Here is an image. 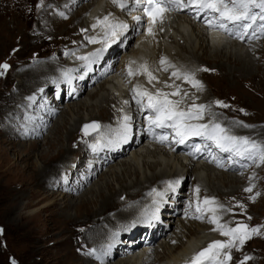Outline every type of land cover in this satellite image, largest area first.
I'll return each instance as SVG.
<instances>
[{"label":"bare ground","instance_id":"obj_1","mask_svg":"<svg viewBox=\"0 0 264 264\" xmlns=\"http://www.w3.org/2000/svg\"><path fill=\"white\" fill-rule=\"evenodd\" d=\"M70 1V5H67L68 7L66 8L65 4ZM85 1L86 0H63V5L60 8L56 6L52 9V14L56 20H61L62 22H65V20L68 21L70 19L69 14L74 11V8L83 5ZM137 1L138 0L130 1L127 4L128 0H124L127 6L124 10L126 13H124L118 10L119 6L114 4L113 0H92L90 5H85L83 7V9H86L87 13L84 16V27L79 28L80 30L82 29V35H80L79 29H77L76 32L79 33L72 36V40L77 42V44L75 46L66 47L67 54L60 55L59 57L61 60L44 64L38 69V66H35L37 70H30L33 73L19 74L21 76L19 81H17L16 92L5 94L4 91H0V99L6 96L9 100H6V102H3L0 106V109L3 107L8 111L0 117V125L1 122L5 126L7 123H12V125L9 126L8 124L7 127H5V132H2V134L6 133L9 135L14 129L16 132L18 131L17 133L20 137L22 136L25 138L31 136L32 139L38 140L39 135L47 130L50 126V122L54 120L55 116L51 115L48 117L46 114L48 109H45V112H42L41 109L42 116L39 117H31L30 113H25L24 109L36 111L39 105H37V100H42V98L47 99L45 98L47 97L45 94H49L50 92V90H47L44 93H40L35 99L32 92L29 93L28 87L32 85L34 88L36 86V90L41 88L43 86L41 85L42 82L39 84L38 80H40V78L45 79L48 75V71H55L58 67L56 64L60 66H62L61 64L65 65L66 62H64V59H67L70 68L63 69V72L57 78H52L49 81L55 84L54 89H57V92L54 93V95L58 94L57 96L61 97L60 103L76 101L81 96L82 92L91 85H95V83L99 84L103 79H106V82L103 81L104 83L102 86H95L96 88L94 87L95 89L88 94V98L91 100L97 98V106L91 105L88 98L78 104L73 103V105H70L69 103L66 108L68 111L67 114L70 116L72 114L73 116L66 119L65 114L57 120L54 124V129L50 131L49 136L44 142L34 141L32 143L35 144L31 145L30 143L27 149H23L21 152L17 150V160H20L24 155L28 158L25 160V169L26 171H30L28 175L29 181L25 179L26 181H23V187L30 184L31 186L34 185L36 188L40 187L41 190L34 188L28 198H22V196H20L16 200H13L8 207L15 212L20 210L18 218L21 222L25 220L32 222L36 220L37 217L39 218V214L47 212L49 208L58 207L55 213L60 216L58 220L63 222L62 225L67 232L70 230L69 226L73 225V223H76L78 220H88L90 218L86 221L88 229L83 235V239L89 241L94 238V243L90 246L86 244L82 245V251H86L83 253V256L85 255L88 259L99 257V259H97L98 261L100 260L102 264H111L112 262L109 263V261L118 255L123 256L122 253H125L124 256H129V258L121 260L120 262L118 261V263L115 262L116 264H189L197 253L208 248L214 241L222 242L226 240L215 230L216 226L214 224L211 223V226H207L206 222L210 223V219L213 215L223 219L219 222L220 224L226 223V225H229L232 221V217L227 218L230 213L229 211L236 210L237 212H242L241 207L236 206V203H242V205H244V202L241 201L247 200V202H245V206H247V203L252 204L256 202L254 201L255 198L253 199V195L258 194L256 192L257 183L255 178H261L260 173H251L254 169H251V167L249 172H244L243 175L239 174V171L247 169V167H249L248 165L253 166L255 162L236 155L235 151L224 153L221 159H226L225 164L216 166L215 162L214 164L211 163V160L208 158L194 160L193 157H185V154L182 152L177 153L175 151H169L162 145L152 143L146 144L147 146L141 148L140 139L143 138L145 122L135 113L137 111L135 110V105L141 104L137 102L140 98L136 95V92L147 90L148 92L155 93H171V88L174 87V91L177 89L180 94V96L174 98L182 100L185 106L181 104L179 107L184 108V111H189L193 104L197 106H207L203 114V119L195 120V124L216 121L223 128L227 129L229 133L240 138L247 137L250 141H257L259 143L260 140H255L253 136L257 133H264V130H250L246 128L248 126L244 127L243 125L240 127L241 130H238L237 128H239V126H236L235 123L238 125L239 123L233 122L232 120L234 116H236V119L241 118L242 115L240 114V109H238L241 105L237 108L235 104L229 101L227 102L220 98H210V96L202 99L199 95L201 94L200 92H202L201 89L198 90L196 87H193L191 83L183 79V75L190 73L196 81H199V79L200 81L201 79L204 81L205 77H203L202 74L205 69H207V66L203 63V57H200L198 54V51H202L204 56L211 58L212 62L216 64L212 67L213 69L219 67L222 70H226L229 74L228 76L236 74H240L243 78H252L255 76V71H258L259 67H254L255 61L252 58V54H261L262 51H259L257 45L262 46L263 42L260 41L264 38V32H261L260 29L257 30L258 27L255 25L261 24L262 21L257 19L256 24H253L249 28L245 27L243 24H236L235 27L237 30L241 31L239 35L231 31L233 28H229L228 35L235 39L232 40L230 37L222 34L219 29H206L203 27L201 22L204 21L207 13L199 15V19L193 22L192 15L198 12L190 13L187 9L179 11L184 15L181 16V14H177L179 16L172 19L171 22H173L174 25L171 24L174 27L170 24L166 26L158 24L154 30V35H145L144 31L141 30L136 43L134 46L131 45L132 49L130 54L128 51V55L127 52L123 55V60L120 62V69H117V72L113 73V67L110 69L106 65L115 61L125 49L127 50V47L122 46L129 44L138 31L142 29L141 22L134 20L139 17V11L135 5ZM139 1L143 2L144 0ZM61 13H63V17H66L65 19L60 18ZM128 13H130V18H128ZM132 13H135L136 16ZM214 17L218 18V15L216 14ZM105 18H107V23H103ZM0 19H4V17ZM65 24L66 23L61 24L63 26L61 31L62 33L67 32L66 35L68 36ZM117 25H126V27H115ZM114 27L115 32L120 31L118 34L116 32L118 37L119 35L120 37L117 39H110L114 37L112 35ZM5 28V26L1 28L2 31L5 30ZM1 29L0 35L2 33ZM160 30L166 32L164 36H162ZM250 30H254L255 32V35H252L253 37H250ZM175 33L178 35L180 34L182 37L177 40L173 39ZM83 36H85V38H83ZM23 38L25 39V35ZM176 38H178V36ZM93 40L96 42H91ZM99 40H101V42H99ZM107 40L109 41L107 42ZM164 40H167V42L172 41V45L170 44V46L167 42L159 44L160 41L164 42ZM181 40H183V44L180 46ZM106 42L108 43L107 46H105ZM197 42H199V44L195 46ZM249 42H253L251 46L247 44ZM158 45H160L159 49ZM100 55H103L105 59L102 64L98 65ZM82 57L84 59H82ZM161 60H165L166 63L161 64ZM83 61H85L83 63L84 65H81L80 63ZM12 66H14V64H12ZM144 66H146L147 71L151 72L156 78L152 80L151 83H149L147 72L144 71ZM92 67H94V71H92ZM196 67L199 69L197 70ZM2 68L3 67H1V69ZM101 68L106 69L101 71ZM165 68H167L166 71ZM130 70L132 75H129ZM174 71L180 73L181 78L172 76ZM69 75H72L76 80L80 79L81 82H84L74 83L73 88L77 89L78 95L75 94L74 96L73 94L72 97L69 94L70 84L67 80V76ZM11 79H13L12 76L8 75L7 81L9 82ZM63 81L64 83L62 84ZM227 82L230 83V80H227ZM186 83H188V86ZM25 97L30 101L32 99L33 101L35 100L34 103L30 104L29 101L24 102L22 99ZM133 97L135 101H133ZM217 101L222 102L224 105H227V107L219 106L216 103ZM103 105H106V108H103ZM21 106L22 109L17 110ZM75 108L77 109L76 113ZM80 110H83L86 115L80 114ZM220 110H225L224 115L219 113ZM232 115L234 116L231 117ZM21 117H23V120L27 119L30 123L28 128L26 126L23 127V131L17 130L18 124H15L17 122L16 119ZM97 121L102 125L100 132L94 134L93 137L91 136L92 138L81 136L80 129L85 123ZM42 122H44L43 125ZM67 125L70 127L69 129H67ZM36 126H38V128H36ZM125 126L128 128L127 132H125ZM76 127L78 129L75 133L79 132L76 136V140L79 136V138H81L78 142L80 149L77 156L78 161L71 166L64 167L61 171L58 168L59 164H62L60 163V159L75 154L70 147V142L72 141V135L75 134L73 128ZM115 127L118 128V132L114 130ZM63 129L67 130L66 136L63 134ZM98 130L99 127L93 130V132L95 133ZM118 133H120V135ZM13 136L18 138V135L13 134ZM10 143L11 145L14 144V142ZM120 146L124 147L122 152L114 153ZM36 148L40 150L39 155L37 154L40 166H31L28 161L32 159V153L37 150ZM86 150L87 152H85ZM92 151L99 152L96 156L97 159L93 160V158L92 160L94 162L92 161L85 167L86 160H84V158ZM130 153V157H124L129 156ZM123 157L125 159H122L121 162L118 160L119 164H115L110 168L107 167L109 169L106 171L104 170L109 163L113 165L117 158L121 160ZM8 162L9 158L7 156L3 157V154H0V177L5 175L2 172L10 170L11 168H17V165H12L13 167L9 166ZM78 165H84L85 172L80 173L79 170L81 171V169H79ZM98 167H100L99 170ZM4 168L6 169L4 170ZM62 172H64V177L62 178L64 187H61V189L70 193L72 192L73 194L68 195L69 193H65L63 197L59 199L56 197V192L50 190L49 192H44L42 187L47 185L46 182L48 180L51 181L52 179L54 180H52L51 187L52 189L56 187L54 183ZM99 174H102V179L93 185L91 189L86 190L87 192H85L83 196L76 198L77 192L85 190L84 187L93 181ZM255 174H257V177H255ZM74 175L82 176L85 182L81 183V181L78 180V184L75 183L78 187H71L70 183L64 184L65 181L67 182L65 178H69V176L73 177ZM191 176L196 177L195 181H193V186L195 187L197 185V188L201 187L205 192L195 195H192L193 192H191V194L185 196L183 189L189 184L188 179ZM123 178H127L126 181H123ZM69 180L72 182L73 178ZM95 181L96 180H94V183ZM249 187L252 188V191H245V189ZM75 189H77L76 192L74 191ZM226 189H229V191L225 192ZM238 190H241L239 191L240 193L233 196ZM152 191H154V194H152L156 195V198L152 196L154 202L151 201L152 203L146 205L148 206L147 208L142 209L139 214L141 217L138 216L140 218H138L139 220L137 219V222L131 221L132 223H128L127 220H130L127 219L128 216L132 214L134 210L136 211V207L134 206H139L143 203V199ZM90 194L91 196H89ZM185 197L189 200L188 203L194 204L191 220L201 219L206 225L192 221L190 224V222L187 221L190 219L180 220L178 214H175ZM205 198L214 200V203L208 205L203 204L202 202H204L203 199ZM22 199L25 201L28 200L27 203L20 205L19 201ZM125 201L128 202L126 203ZM195 201H197V203H195ZM184 205H187V203H184ZM61 206L62 208H60ZM197 206L200 208L199 212L196 210ZM91 207H94V209ZM209 208L215 209V212L208 211ZM72 210L77 212L76 217L70 214ZM21 211H26L29 213L28 215L31 216L24 217L25 213ZM165 212L169 213L166 214ZM170 214H172V216H170ZM169 216L172 226L175 225V220L178 218L176 230L173 232H171V230L168 232L169 227L165 228L161 226L162 218H167ZM115 227H117V229L120 228L121 231L118 232L114 238L107 240V236ZM74 233L75 232L72 234L75 235ZM164 233L166 234L164 235ZM78 234H80V231ZM168 234H171L170 237H167ZM144 235L146 236V242H141ZM160 235L165 238L163 240L164 243L158 248L152 247ZM131 236H133L134 239H129ZM161 239L162 238H160V240ZM139 244L143 246V249L141 252L137 253L136 247ZM66 245H68V243ZM90 250H95V256H92L93 258L88 253ZM224 252L232 253L237 251L236 249H226ZM224 252L221 253V256L224 255ZM217 260L222 259L219 258ZM90 261L91 260H84L81 256V258H77L74 263H67L90 264ZM94 264L97 263L95 262ZM204 264H213V262L204 260Z\"/></svg>","mask_w":264,"mask_h":264},{"label":"rangeland","instance_id":"obj_2","mask_svg":"<svg viewBox=\"0 0 264 264\" xmlns=\"http://www.w3.org/2000/svg\"><path fill=\"white\" fill-rule=\"evenodd\" d=\"M91 1L92 0H86L85 2H83V5H81L79 7L76 6L74 8V11L69 14L70 19L68 21L65 20V22H62L61 20L55 19L54 15L52 14V9L56 6H58L60 8L63 5V0H41V1L40 0H0V18L4 17V19H0V21H1L0 22V25H1L0 29L4 28V26L6 27L5 28L6 31L5 30L2 31V29H1L2 33L0 35V46H1V52H0V91H4L5 94H9L10 92L11 93L16 92L15 90L17 88V83H18L17 81H19L20 76L22 74L33 73L30 70L33 69V71H34V70H37L39 67H41L44 64L51 63L52 61L61 60V58L59 56L60 55L62 56L63 54H65V55L67 54L66 47L75 46L77 44V42L72 40V36L78 34L79 32H80V35H82L81 34L82 29L80 30L79 28L84 27V23H83L85 20L84 16L87 13L86 9H83V7L85 5H90ZM70 3H71V1L67 2L65 4L66 8L70 5ZM34 9H36V10H34ZM254 12L258 13L259 11L256 10ZM129 14L130 13H128V15ZM177 14H179V15L181 14V16L184 15L182 12L176 13L175 16L173 17V19L176 16H179ZM60 18L65 19L66 17H63V13H61ZM63 23H66L65 29H67V31H68V36L66 35L67 32L62 33V31H61L63 29L62 28L63 26L61 24H63ZM171 23L173 24V22H171ZM246 23H248V22H246ZM262 23H264V22H262ZM173 25H172V27H174ZM260 25L261 24L255 25L256 27H258L257 30L260 29ZM77 29H79V32H76ZM252 31H254V30H250L251 33H252ZM116 32L118 34V32H120V31H116ZM235 32L238 34H241V31H235ZM139 33H140V30L132 38V40L129 44L122 46V47H127V50L125 49L121 53V55H119V57H117V59H115V61H113L114 63L111 62L108 65H106L110 69L113 67V73L114 72L116 73L117 72L116 70L120 69L119 68V67H121L120 62H122V60H123V55H125L126 52L128 55V51L130 54L132 46H134V44L136 43V40H137V37L139 36ZM117 34L114 37H111L110 39L119 38L120 35L118 37ZM119 34H121V33H119ZM24 35H25V39L23 38ZM176 35L178 36V38H176L177 37ZM180 37H182L180 34L178 35L175 33L173 39L177 40ZM83 38H85V36H83ZM230 39L235 40V39H233V37H230ZM109 40H107V42ZM107 42H106L105 46L108 45ZM165 42H167V40H164V42L160 41L159 44H161V43L164 44ZM260 42H263V44H262V46L257 45L258 46L257 48L259 49V51H262L261 54H255V53L252 54V58L255 61L254 67H259L258 71H255V76H253L252 78L251 77L250 78H243L240 76V74L228 76L229 74L226 70H222L219 67L213 69L212 67L216 64L214 62H212V59L204 56L202 51H198L199 56L203 57V63L205 64V66H207V70L204 71V73L202 74V76L205 77L204 81L202 79L200 81V79H199V82L203 85V88L201 89L202 92H200L201 94H199L200 97H202V99L207 98L209 96H210V98H220L222 100H226L227 102L229 101L230 103L235 104L237 106V108L241 105L238 108V109H240L239 111H240V114L242 115L241 118L237 117L238 119H236V116H234V115L231 116V117L234 116L232 119L233 122L239 123V125L235 123L236 126H239V128H237L238 130H241L240 127H242V125L244 127L248 126L246 128H249L250 130H257V129L260 131L264 130V38ZM167 43L169 45L170 44L172 45V41H168ZM252 43L253 42H249L247 44H249V46H251ZM182 44H183V40L180 41V46ZM198 44H199V42H197L195 44V46H198ZM63 48H65V49H63ZM159 48H160V45H158V49ZM198 49H199V47H198ZM62 62H63V59H62ZM64 62H66V63H65V65L61 64L62 66L56 64L58 67L55 71H53V70L48 71V75L45 79L40 78V80H38L39 84H41V82H42L41 85H43V86L41 88L36 90V86L34 87L35 89L33 88L32 85H31V87H28L29 93L32 92L35 99H36L37 95H40V93H44L47 90H50V92H49V94H45L47 96L45 98H47V99L42 98V100H40V99L37 100V102H38L37 105L38 104L39 105H38V107H37L38 109L36 111H34V110L30 111V110L24 109L25 113L26 114L30 113L31 117H39V116H42V112H45V109H48L49 114L47 111V113H46L47 116L48 117H50L51 115L55 116L54 120L50 122V126L47 128V130L45 132H43L41 135H39L38 140L32 139L31 136L25 137V138H23L22 136L20 137L19 134L17 133L18 131L16 132L14 129L11 131V134L9 133V135L6 133L2 134V132H5V127H7L8 124H9V126L12 125V123L11 124L7 123V125L5 126L1 122V125H0V133H1L0 134V154H3V157L7 156L9 158V162H8L9 166L17 165L16 169L11 168L10 170H6V171L2 172L5 175L0 177V229L3 230L2 233H0V264H64V263L66 264L67 262L68 263H71V262L74 263V261H76V259L79 257L81 258V256H82V258H84V260H91L90 264H94L95 262L97 264H102L101 261L100 260L98 261L97 258H94V259L89 258L88 259V257H85V255L83 256V253H85L86 251H82V245L86 244V245L90 246L92 243H94V238L90 239L89 241L83 239V235L87 232V229H88V226H86L87 225L86 221H88L90 218L88 220H78L79 222L77 221L76 223H73V225L69 226L70 230H68V232H67L65 230V227L62 225L63 222L58 220L60 218V216L55 213V211H57L58 207L49 208L47 210V212H43V213L39 214V218L37 217L36 220H34L32 222H29L28 220L21 222L20 219L18 218L20 210H18V212H15L14 210H12L11 208L8 207L9 204L11 205L13 200H16L20 196H22V198H25V197L28 198L31 195V192H33V189L36 188L34 185H33L34 186L33 187L30 184L23 187L24 186L23 181H26V180L29 181L28 175L30 174V171H26V169H25V167H26L25 160L28 158L26 157V155H24L20 158V160H17V158H16L17 150H19V152H21L23 149H27L30 146V143H31V145L35 144V143H32L34 141L44 142L45 139L49 136L50 131H52L54 129V127H55L54 124L57 120H59L65 114H66L65 115L66 119H69V117L73 116L72 114H71V116L67 114L68 111L66 108H67V105L69 103H70V105H73V103L78 104V103L84 101L85 99L88 98V94L96 88L95 86H97V85L102 86V84L104 82H106V79H103L99 84L95 83V85H91L88 89H86L85 91L82 92L81 96L76 101H69V102L60 103L61 97L57 96L58 94L54 95V93L57 92L56 91L57 89H54L55 84L52 83V81H51V83L49 81L52 78H57L63 72V69H69L70 68V66L68 65L69 62L67 63V59H64ZM84 62L85 61L81 62L80 64L84 65L83 64ZM4 64L8 65V68L6 70L4 68L1 69L2 65H4ZM12 64H14V66H12ZM35 66H38L37 69L35 68ZM105 69L106 68H101V71H103ZM196 69L198 70L199 68L196 67ZM92 70H94V68H92ZM19 74H21V75H19ZM8 75H11L13 78L9 82L7 81ZM71 78L75 79L72 76H71ZM227 80H230V83L227 82ZM75 82L78 83V82H81V80L75 79V81L71 82L72 86L69 87V92L78 95L77 89L73 88ZM63 83H64V81L62 82V84ZM81 83H84V82L82 81ZM188 83H186L187 86H188ZM62 84H60V85H62ZM34 90H36V91H34ZM27 99L28 98L25 97L22 100L24 102L29 101L30 104H33L35 101V100L33 101V99L31 101L29 99L28 100ZM6 100L9 101L6 96H3L0 99V106L2 105L3 102H6ZM49 100H50V102H49ZM89 103L91 105L97 106L98 100H97V98H95L93 100L89 99ZM26 104H28V103H26ZM241 107H242V109H241ZM103 108H106V105H103ZM21 109H22V106L19 107V109H17V110H21ZM41 109H42V112H41ZM76 110L77 109L75 108V113L77 112ZM251 110H253V111H251ZM6 111H7V109H4L2 107L0 109V117H2L4 114H6L8 112V111L7 112ZM2 112H4V113H2ZM79 113L84 114V111L80 110ZM219 113L221 115H224L225 110H220ZM84 115H86V113ZM45 120H47V119H45ZM16 121L17 122L15 124L16 125L18 124L17 125L18 127L16 129L17 130L19 129V131H23V127H25V126L28 128V126L30 124L27 121V119L23 120V117L16 119ZM93 123L99 125V130L95 133L94 132L92 134L88 133L89 135L88 134L86 135L85 132L83 131V128L85 127V125H89V124H93ZM43 124H44V122H42V125ZM100 124L101 123L99 121L92 122V123H89V122L85 123V125L80 129V133L82 134L81 136H85L87 138L88 137L92 138L94 136V134L101 131L102 125H100ZM36 128H38V126H36ZM69 128L70 127L68 126L67 129H69ZM77 129H78L77 127L73 128V132L75 133L77 131ZM89 130H92V129H89ZM63 132H64L63 134L66 136L67 130L63 129ZM27 133H29V132H27ZM13 134L18 135V138L14 137ZM77 134H79V132L72 135V141L70 142V147L73 149L75 154H73L67 158H61L60 159V163H62V164H59V166H58V168L60 170L63 169L64 167L71 166L72 164H74L78 161L77 156H78V152L80 150L78 142H79V140H81V138H79L80 137L79 136L76 140ZM253 138L255 140H257V139L260 140L259 141L260 144H264V133L263 132L257 133L256 135L253 136ZM10 142H14V144L11 145ZM146 144H147L146 142L143 143L141 141V143H140L141 148L147 146ZM23 146H24V148H23ZM65 146H66V144H65ZM123 148L124 147L121 146V148H119V150L120 149L123 150ZM36 149L38 150V148H36ZM37 150H35L32 153V159H29V161H28L31 164V166H36V165L40 166V162L38 161V155L40 153V150H38V151ZM119 150H116L115 152H119ZM85 152H87V150ZM120 152H122V151H120ZM130 156H131V153L129 154V156H124V157H130ZM124 157L121 158V160L119 158H117L116 161H114L115 163H113V165H112V163L111 164L109 163L105 167L104 170L106 171L110 167L114 166L115 164L116 165L119 164V161L121 162L122 159H125ZM92 159L96 160L97 157L96 156L92 157L91 154H88L87 156H85V158H84V160H86L85 167L87 166V164H90L93 161ZM259 163H260L259 161L258 162L255 161L256 165L255 164L253 166L248 165L249 167H247V169H245L243 171H239V174L243 175L244 172H247V171L249 172L250 168L252 167L251 169H253V168L254 169L251 173H260V177L262 178V180H261V178H255V181L257 183L256 192L258 193L257 194L258 196L256 194H254L253 198H255L254 201H256V202H253L252 204L247 203L246 204L247 206H245V202H247V200L241 201V202H244V207L241 208L242 212H239V211L237 212L236 210L229 211L230 213L228 212L229 214H228L227 218L232 217V221L227 226L230 228H234L238 224L247 225L249 229L259 228L260 232H259V234H255V233L252 234L251 238L247 239L242 246L237 241L236 242L237 246L230 249V250L236 249L237 252H232V253L228 252L231 255V260H228L226 262V264H241V262H243V264H264V163H260V164ZM109 165H111V166H109ZM78 166H79V169H81V171L79 170L80 173L85 172L84 165H82V166L78 165ZM107 167H109V168H107ZM6 168H4V170ZM99 168L100 167H98V170H99ZM63 177H64V172L61 173V175L58 179L56 178L57 181L54 183V186H56V187H53V189L51 187V184H52V180H54V179H52L51 181L48 180L46 182V184L47 185L49 184V185L43 186L42 190L44 192H49V190L56 192V194H57L56 197H58L59 199H60V197L62 198L63 194H65V193H69L68 195L73 194L72 192L70 193L68 191H64L63 189H61V187H64V185L62 184V178ZM70 177H72V176H69V178H65L67 180V182L65 181L64 184L70 183L71 187H74V186L78 187V185H76V184H78V180L81 181V183L85 182V180L82 179V176L74 175L72 177L73 178L72 182H70V180H69V179H72ZM255 177H257V174H255ZM101 179H102V174H99L98 176H96L95 179H93V181H91L87 186L84 187L85 190L77 192L76 198L83 196L84 193L87 192L86 190L91 189V187H93V185H95ZM126 179L127 178H123V181H126ZM195 179H196V177H192V176L189 177V179H188L189 184L187 185V187L185 189H183L185 196H188L189 194H191V192H193L192 195L197 194V192H196L197 185L195 187L193 186V181H195ZM94 180H96L95 183H94ZM259 181H261V182H259ZM253 186H255V185H253ZM36 189L41 190L40 187H37ZM199 190H200L199 191L200 194L202 192H205L204 189L201 187L199 188ZM74 191L76 192L77 189H75ZM228 191H229V189L225 190V192H228ZM239 191H241V190H238V192L234 193L233 196L239 194L240 193ZM152 193L154 194V191L149 192L146 195L145 199H143V203H141L139 206H137V205L134 206V207H136V211L134 210V212H132V214H130L128 216V218L126 217L127 219H130L129 221L127 220L128 223H130L131 221L137 222L139 220L138 218L141 217L139 214L141 213L142 209L147 208L148 206H146V205L154 202V198H152V196H154L156 198V195H153ZM89 196H91V194ZM205 199H203V201ZM27 201L28 200L25 201L22 199L21 201H19V204L23 205V204L27 203ZM128 201H125V202L127 203ZM184 201H185V203H188L189 200H187V198L185 197ZM202 203L204 204V202H202ZM237 204L241 205L242 203L241 204L236 203V206H238ZM60 208H62V206ZM91 208L94 209V207H91ZM34 211H36V210H34ZM21 212L25 213L24 217L31 216V215H28L29 213L26 211H21ZM165 213L167 214L169 212H165ZM70 214L73 215V217H76L77 212L72 210L70 212ZM33 216H34V214H33ZM138 216H140V217H138ZM170 216H172V214H170ZM170 216L167 218L166 217L162 218L161 226L165 227V228L169 227L168 232H170V230H171V232H173L176 230L178 218H176V220H175V223H174L175 225L172 226ZM181 216H182V211H181V214L178 215V217L180 220H183L181 218ZM249 217H251V219H249ZM221 220H223V219L219 218V222H221ZM187 221H189L190 224L192 221V222H196L198 224H203V225L207 224V226L212 225L209 222H206V224H205V222L202 221L201 219H199V220H193L192 219V220H187ZM200 221H202L204 223H202ZM223 224H226V223H223ZM119 226H121V225H119ZM79 231H80V234H78ZM120 231H121L120 228L117 229V227H115V229H113V231L107 236V240L114 238V236ZM73 232H75L74 233L75 235L72 234ZM217 232L220 233L219 231H217ZM69 233L72 235H70ZM165 234L166 233H164V235ZM170 235L171 234H168L167 237H170ZM223 237L226 240H223L222 242L226 243L229 240V237H226V236H223ZM132 238H133V236H131L129 239L132 240ZM160 238H162V239L160 240ZM145 239H146V236H143L141 242H146ZM164 239L165 238L161 237V235H160L157 238V241L155 242V244L152 245V247L158 248L161 244L164 243V241H163ZM67 243L69 246L66 245ZM142 247L143 246L140 244L137 245V247H136L137 253L142 251V249H143ZM225 250H223L222 253ZM213 251H215V250H213ZM88 253H89V255H91V257L95 256V253H93V250H90ZM122 254H123V256L118 255L116 257H113V259H111V261H109V263L112 262L111 264H116V263H118V261L120 262L121 260H125V259L129 258V256H127V257L124 256L125 253H122ZM68 258H70L71 261ZM219 258L222 260L226 259V257L224 255L219 256L217 259H219ZM66 260H68V261H66ZM78 263H80V262H78Z\"/></svg>","mask_w":264,"mask_h":264},{"label":"snow or ice","instance_id":"obj_3","mask_svg":"<svg viewBox=\"0 0 264 264\" xmlns=\"http://www.w3.org/2000/svg\"><path fill=\"white\" fill-rule=\"evenodd\" d=\"M139 2V0H138ZM145 7L144 11L146 15L153 21V23L158 20L162 22L163 15L170 10H181V9H191L193 6L198 10V12L205 13H216L220 21H227L232 24H243L245 27H251L253 24H256L257 19L264 22V0H144ZM114 4H117L120 8L125 7L124 0H113ZM253 9L259 10L258 13L254 12ZM139 20V17H137ZM248 22V23H246ZM107 23V18L103 21ZM211 26V25H210ZM115 27H126V25H117ZM115 27L112 30V35L115 36ZM218 27L223 28L227 31L225 23H220ZM261 32H264V23L260 25ZM151 34V29H149ZM95 43L96 41H91ZM82 59H84L82 57ZM165 60H161V64H165ZM6 70L8 68L7 64L2 65ZM167 68H165V71ZM207 69H205L206 71ZM144 71L147 72L149 83L156 78L152 75L151 72L147 71L146 66H144ZM129 75H132L131 70ZM172 76L181 78L180 73L173 72ZM183 79L191 83L193 87H196L198 90L203 88V85L194 79L190 73L183 75ZM136 95L143 98L147 97L148 104L147 107L151 109L154 116H148L149 126H155L158 128H173L175 135L179 138L177 143H184V141L191 136L201 137L205 140H210L216 144L218 148L222 151L230 152L235 151L236 155L242 156L246 159L252 161H259L264 163V144H260L254 141H250L247 137H236L227 134V129L221 127L219 124H192L190 121L193 120H202L203 114L207 106L195 104L192 105L189 111L179 110V105L182 103V100H170L168 97L170 95L177 96L179 95V90L173 93H157L155 96L149 93L147 90L137 91ZM162 96L163 99H158L157 97ZM142 103V99L137 101ZM221 107H227L222 102H216ZM127 119V118H126ZM98 124H89L85 125L84 130L85 134H88L89 129L95 130L98 128ZM128 128L125 126V132ZM166 140V136L160 137V142L163 143ZM222 166V165H221ZM199 188L196 189L197 194H199ZM245 191L251 192L252 188L249 187ZM254 199V198H253ZM214 200H204V204H212ZM243 208L244 205H238ZM197 211H200L199 206H197ZM208 211L215 212V209L209 208ZM202 218V217H197ZM251 219V217H249ZM210 223L216 225L217 231L221 235L229 237V240L225 242L214 241L208 246V248L197 253L196 256L192 258L191 264H204V260L213 262V264H226L228 260H231V255L228 252H224L225 260H217L221 253L225 249H231L236 247V242L242 246L247 239H250L252 234H259V228L249 229L247 225L238 224L234 228L228 227L226 224H220L219 218L213 215L210 219ZM0 229V233H2ZM215 250V251H213ZM95 253V250H93ZM211 253L209 256L208 254ZM99 259V257H97ZM243 264V262H241Z\"/></svg>","mask_w":264,"mask_h":264}]
</instances>
